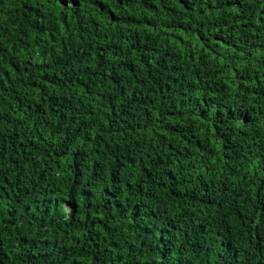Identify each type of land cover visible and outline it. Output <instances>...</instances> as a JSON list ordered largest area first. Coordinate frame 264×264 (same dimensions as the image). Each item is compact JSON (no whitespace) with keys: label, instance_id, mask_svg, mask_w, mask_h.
<instances>
[{"label":"trees","instance_id":"obj_1","mask_svg":"<svg viewBox=\"0 0 264 264\" xmlns=\"http://www.w3.org/2000/svg\"><path fill=\"white\" fill-rule=\"evenodd\" d=\"M0 264H264V0H0Z\"/></svg>","mask_w":264,"mask_h":264}]
</instances>
